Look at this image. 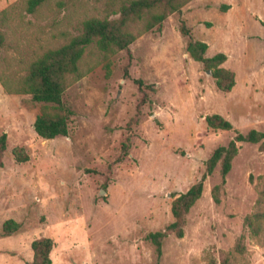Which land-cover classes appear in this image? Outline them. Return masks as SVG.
I'll use <instances>...</instances> for the list:
<instances>
[{"label": "rangeland", "instance_id": "obj_1", "mask_svg": "<svg viewBox=\"0 0 264 264\" xmlns=\"http://www.w3.org/2000/svg\"><path fill=\"white\" fill-rule=\"evenodd\" d=\"M116 5L44 0L28 13L23 0H0V135L6 133L0 264H30L31 241L40 236L55 242L51 264H205L226 256L234 264H264L259 143L237 142L218 203L211 189L222 181L220 164L206 177L183 237L163 238L161 255L146 238L173 221L172 200L200 179L216 147L237 131H264V0H189L129 51L107 54L88 46L80 63L84 75L62 95L71 111L67 136H38L32 124L41 103L7 92L4 82L13 87L32 59L76 34L83 18L102 17ZM182 23L190 38L207 43L206 56L227 55L223 66L235 72L236 89L219 91L190 57ZM212 113L233 128H210L205 116ZM16 146L27 161L15 160ZM9 218L20 228L5 236L2 224Z\"/></svg>", "mask_w": 264, "mask_h": 264}, {"label": "trees", "instance_id": "obj_2", "mask_svg": "<svg viewBox=\"0 0 264 264\" xmlns=\"http://www.w3.org/2000/svg\"><path fill=\"white\" fill-rule=\"evenodd\" d=\"M44 0H23L25 11L34 13ZM189 0H111L117 4L104 16L92 15L79 22L78 32L71 35L64 43L50 47L32 59L26 73L16 77L13 87L5 82L9 93L30 94L34 102L41 103L40 112L32 124L36 134L45 139L55 138L59 135L67 136L69 132L68 116L70 109L63 103L62 95L69 84L84 75L80 67L86 48L95 46L99 51L114 54L119 50L129 51V46L142 33L154 27H160L162 22L171 14L180 12ZM4 11H0V14ZM113 16V17H112ZM141 27L134 30L138 23ZM182 35L189 37L186 50L190 57L202 63L205 70H211L215 86L219 91L229 92L236 84L235 72L223 66L227 55L223 52L206 56L208 45L201 40L191 37L190 29L182 23ZM5 42V35L0 30V46ZM141 84V80L137 81ZM205 121L210 128L230 130L232 123L219 113L205 116ZM259 143V150L264 151V131L250 129L246 133L236 132V135L226 144L216 147L205 160V170L200 179L192 184L185 192L178 194L171 202L173 221L168 223L163 230L149 232L146 238L150 240L161 255L163 238L173 233L176 237H183L186 224V215L195 202L201 197L204 180L211 175L216 165L220 164L222 181L211 189V194L216 203L220 201L219 190L225 181L226 174L231 169L233 158L238 153L237 142ZM6 148V133L0 135V166H2V153ZM126 150L124 149V152ZM17 162L29 159L23 147L16 146L12 150ZM253 224L254 218H247ZM20 228V224L12 218L6 219L2 224V234L11 235ZM259 226H252L256 235ZM55 245L54 240L48 236H40L31 241L32 260L30 264H51L50 253ZM236 250L240 252L239 247ZM205 264H234L229 256L218 262L214 257L208 258Z\"/></svg>", "mask_w": 264, "mask_h": 264}, {"label": "crops", "instance_id": "obj_3", "mask_svg": "<svg viewBox=\"0 0 264 264\" xmlns=\"http://www.w3.org/2000/svg\"><path fill=\"white\" fill-rule=\"evenodd\" d=\"M236 83H237V82H236ZM236 86H237V85L235 84V85L233 86V88L231 89V91L234 90V89H236ZM229 92H230V91H229Z\"/></svg>", "mask_w": 264, "mask_h": 264}, {"label": "water", "instance_id": "obj_4", "mask_svg": "<svg viewBox=\"0 0 264 264\" xmlns=\"http://www.w3.org/2000/svg\"><path fill=\"white\" fill-rule=\"evenodd\" d=\"M207 74H211V70H206ZM104 191V190H103Z\"/></svg>", "mask_w": 264, "mask_h": 264}]
</instances>
